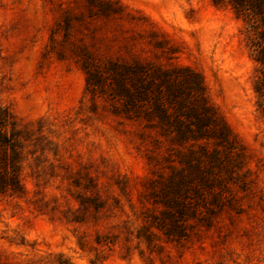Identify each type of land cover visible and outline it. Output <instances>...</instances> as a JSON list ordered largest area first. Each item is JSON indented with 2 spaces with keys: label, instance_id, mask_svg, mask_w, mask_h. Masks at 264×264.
Returning <instances> with one entry per match:
<instances>
[{
  "label": "rangeland",
  "instance_id": "374dc122",
  "mask_svg": "<svg viewBox=\"0 0 264 264\" xmlns=\"http://www.w3.org/2000/svg\"><path fill=\"white\" fill-rule=\"evenodd\" d=\"M247 25L233 0H0V107L22 144V189L0 196V262L264 264ZM122 65L198 75L236 139L227 156L213 139L191 143L218 148V182L180 184L189 145L122 108L110 90Z\"/></svg>",
  "mask_w": 264,
  "mask_h": 264
},
{
  "label": "trees",
  "instance_id": "16d2710c",
  "mask_svg": "<svg viewBox=\"0 0 264 264\" xmlns=\"http://www.w3.org/2000/svg\"><path fill=\"white\" fill-rule=\"evenodd\" d=\"M233 7L248 24L246 41L256 63L254 91L264 112V0H233ZM111 71L110 90L120 99L124 110L128 111L127 108L131 106L137 115L155 117L164 127H161L163 133L171 134L180 143H188L186 160L192 173L189 177H181L178 180L180 184H202L208 188L211 181L214 184L218 182V176H210V171L218 166L220 160L218 148L198 145L194 150L191 143L213 139L221 146V155L223 152L227 156L236 139L217 110L206 102L198 75L182 68L162 70L146 66L122 65L113 67ZM129 74L133 79L127 83ZM127 84L131 89L126 87ZM21 157L19 132L9 113L0 107V196H11L21 191ZM199 191L197 189L195 192ZM211 200L218 204L217 191L211 195ZM172 206L176 209L177 217L184 214V207L177 204Z\"/></svg>",
  "mask_w": 264,
  "mask_h": 264
}]
</instances>
